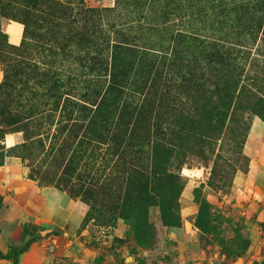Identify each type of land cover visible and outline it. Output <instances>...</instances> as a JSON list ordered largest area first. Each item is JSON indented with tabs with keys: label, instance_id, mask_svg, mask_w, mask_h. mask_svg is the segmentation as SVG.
<instances>
[{
	"label": "trees",
	"instance_id": "trees-1",
	"mask_svg": "<svg viewBox=\"0 0 264 264\" xmlns=\"http://www.w3.org/2000/svg\"><path fill=\"white\" fill-rule=\"evenodd\" d=\"M114 1L0 0V19L25 27L4 87L36 80L42 91L33 116L21 112L36 121L23 146L42 175L32 177L95 209L133 189L174 194L182 164L221 158L264 123V0ZM98 155L108 172L91 179Z\"/></svg>",
	"mask_w": 264,
	"mask_h": 264
},
{
	"label": "rangeland",
	"instance_id": "rangeland-1",
	"mask_svg": "<svg viewBox=\"0 0 264 264\" xmlns=\"http://www.w3.org/2000/svg\"><path fill=\"white\" fill-rule=\"evenodd\" d=\"M84 1L89 7L115 4ZM24 30L22 23L0 19V264H264L262 121H254L243 145L225 146L221 158L182 164L183 182L174 194L133 189L122 193L127 200L121 206L99 197L95 209L58 182L44 187L32 177L42 175L23 146L37 134L36 121L22 122L21 112L36 107L32 94L42 91L36 80L27 90L12 78L11 88L4 87L19 62L11 55ZM39 60L32 63L43 67ZM9 115L16 116L12 127L5 124ZM41 133L48 146L46 127ZM95 161L101 172L91 179L108 172L104 155ZM153 193L164 196V207L149 200Z\"/></svg>",
	"mask_w": 264,
	"mask_h": 264
}]
</instances>
